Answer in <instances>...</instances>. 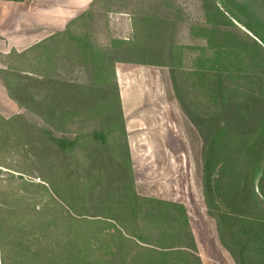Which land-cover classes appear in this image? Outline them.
Wrapping results in <instances>:
<instances>
[{
	"label": "rangeland",
	"instance_id": "1",
	"mask_svg": "<svg viewBox=\"0 0 264 264\" xmlns=\"http://www.w3.org/2000/svg\"><path fill=\"white\" fill-rule=\"evenodd\" d=\"M146 14L162 20L135 25L134 15ZM211 25L256 55L249 85L262 88L264 0L97 2L37 50L51 51L39 65L5 59L11 75L1 93L13 104L0 105V264H159L156 247L168 248V264H237L223 197L263 215L264 178L251 183L255 163L241 159L240 177L220 179L207 203L203 138L178 101L167 51L173 40L184 47L181 67L191 72L198 61L213 73L200 28ZM134 39L151 49H121ZM29 68L32 80H22L18 71ZM255 130L264 159V127ZM60 139L75 145L63 150ZM257 165L264 171V160ZM164 203L181 204L187 219ZM235 221L236 233L254 241V229ZM192 244L200 263L177 253Z\"/></svg>",
	"mask_w": 264,
	"mask_h": 264
},
{
	"label": "trees",
	"instance_id": "2",
	"mask_svg": "<svg viewBox=\"0 0 264 264\" xmlns=\"http://www.w3.org/2000/svg\"><path fill=\"white\" fill-rule=\"evenodd\" d=\"M106 1L96 0L93 4L97 2L106 3ZM81 17L78 19H81ZM78 19L71 22L69 26L78 22ZM139 20L156 24L157 21L162 20V17L156 14H146L140 19L134 15L135 25L138 24ZM200 28L203 29L205 34L206 47H204V51L210 50V54H208L209 61L213 64H218V66L213 67V73H208L205 66L197 64L198 61L193 62L195 67H192L193 70L191 72H189V69L181 67L180 65L184 59V47L173 40L167 51L172 61V66L177 67L175 71L179 73V80L176 82L174 79V90L178 101L189 120L201 130L198 129L199 133L201 132L200 135L203 138L204 144L203 187L207 203L210 205L212 196L219 191L220 179L224 183L225 177L235 181L240 177L238 168L241 159H245V162L255 163L251 174H249L251 176V183L255 179L261 180L264 178V171H261L259 165H257L263 162L264 159L262 156L256 155L263 148H258L260 143L259 137L252 136L253 132L258 130H255V126L264 127V90H262L264 86L258 89L260 90L258 91L257 89L253 90L252 86L249 85V83L254 81V75L259 73L254 68L259 66L253 60V58H256V55H251L246 45H239L235 36V38H231L229 35H226L225 31L218 29L215 25ZM67 29L63 34L67 32ZM148 36L149 38L157 39L159 35L155 33V35ZM138 38L141 37L138 36ZM122 45L125 46L121 49L126 52L140 50L147 52L151 49L149 48L150 45L139 48L137 46V39L130 42L123 41ZM250 49L252 50V48ZM39 52L41 56L42 52L47 55V52L51 51L45 52L43 50ZM249 64L253 67H249ZM176 73L174 72V75ZM8 74L11 75L10 72H4L0 76L3 78L4 75ZM20 75L26 76L21 77L22 80H32L30 79L31 76L26 73H21ZM41 79L44 80L42 77L39 80ZM246 79L248 81H245ZM241 83L247 86L245 91H243L244 86H240ZM192 95L200 98L199 100H195V104L193 103ZM208 97L210 98L205 99ZM211 97L213 104H209ZM116 100L118 99L116 98ZM217 100L218 103H216ZM104 104L108 106L106 102ZM105 109L107 110L108 107H105ZM55 142L63 150L72 148L75 145V141L67 139L55 140ZM227 164H229V167L234 166L232 167L234 169L232 173H225ZM214 181L216 182L215 184H213ZM207 195H210L209 199ZM252 196L256 197L254 190H252ZM166 206L176 208L179 214L181 213L180 215L184 219H187L186 211L181 204L167 203ZM222 216L223 228L225 226L224 223H227L232 228L229 230L232 235L227 240V244L232 246L233 249L237 248L235 252L237 264H249L247 256L249 258L253 256L264 264V214L253 215L245 212L242 205L236 199L223 197ZM235 220L241 223L240 231L245 232L248 227L254 229V231L250 229L251 234L255 238L254 241H245L239 233H236L233 228L236 224ZM186 235L191 237L189 229L186 230ZM223 240H225V235H223ZM249 242L254 247L251 248ZM190 246L184 247L188 251L180 248L177 253L184 257H192L200 263L199 257L190 251L194 250L195 246L193 244ZM155 251L161 261L159 264L169 263L168 258L170 253L168 248L156 247Z\"/></svg>",
	"mask_w": 264,
	"mask_h": 264
},
{
	"label": "crops",
	"instance_id": "3",
	"mask_svg": "<svg viewBox=\"0 0 264 264\" xmlns=\"http://www.w3.org/2000/svg\"><path fill=\"white\" fill-rule=\"evenodd\" d=\"M96 0H0V75L11 72L5 59L31 60L38 65L47 55L38 50L54 38L64 36L69 24L81 17ZM79 20V19H78ZM45 52L48 50H44ZM40 60V61H39ZM28 75L34 69H20ZM5 80L0 76V105L12 106L3 98Z\"/></svg>",
	"mask_w": 264,
	"mask_h": 264
}]
</instances>
